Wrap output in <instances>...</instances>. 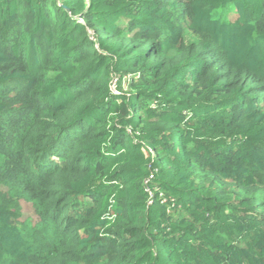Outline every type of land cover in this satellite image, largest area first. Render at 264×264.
<instances>
[{
  "label": "trees",
  "instance_id": "16d2710c",
  "mask_svg": "<svg viewBox=\"0 0 264 264\" xmlns=\"http://www.w3.org/2000/svg\"><path fill=\"white\" fill-rule=\"evenodd\" d=\"M0 264H264V0H0Z\"/></svg>",
  "mask_w": 264,
  "mask_h": 264
},
{
  "label": "rangeland",
  "instance_id": "374dc122",
  "mask_svg": "<svg viewBox=\"0 0 264 264\" xmlns=\"http://www.w3.org/2000/svg\"><path fill=\"white\" fill-rule=\"evenodd\" d=\"M113 83H117L116 82V80L113 78V82H112V88H113ZM53 159V158H52ZM30 205L29 204H22V207H23V212H24V214H28L29 216H32V211H31V207H29ZM30 218V217H29ZM34 218V217H33ZM31 219V218H30ZM35 219H36V217H35ZM34 219V220H35Z\"/></svg>",
  "mask_w": 264,
  "mask_h": 264
}]
</instances>
